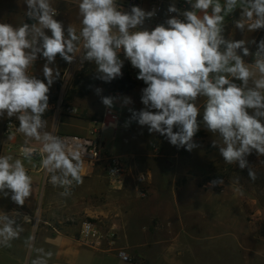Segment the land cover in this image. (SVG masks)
Masks as SVG:
<instances>
[{"label":"clouds","instance_id":"clouds-1","mask_svg":"<svg viewBox=\"0 0 264 264\" xmlns=\"http://www.w3.org/2000/svg\"><path fill=\"white\" fill-rule=\"evenodd\" d=\"M185 3L189 7L181 9L172 0L168 18L151 30L143 25L156 15L155 8L132 6L125 11L118 0H79V31L71 24L65 29L50 0H24L30 22L0 23V118H15L17 132L39 142V149L25 145L20 151L29 162L42 154L41 166L50 183L64 189L61 196L70 195L73 183L83 182L84 165L78 146L46 130L50 88L60 76L58 68L50 67L57 55L68 63L79 56L77 70L85 61L93 62L95 78L106 83L122 77L124 60L130 61L146 87L141 89L144 108H129L125 127L135 121L178 149L192 151L198 147L194 136L203 126L219 136L221 143L213 140L212 146L218 147L224 162L247 168L248 177L256 179L246 157L253 151L264 156V38L229 39L225 31L226 18L237 10L235 29L264 30V0ZM249 45L256 46L254 53ZM38 56L46 61L44 80L29 74ZM247 56L253 57L252 63L245 62ZM101 92L95 88L97 95ZM116 99L102 97V104L111 109ZM131 103V97H122V106ZM223 184L218 178L207 187ZM0 194L19 206L33 194V179L22 159L0 155ZM18 220L31 222L19 212L0 214V247L10 248L19 239L24 228ZM25 246L34 248V236L25 239ZM35 250L38 255L29 264H48L52 253Z\"/></svg>","mask_w":264,"mask_h":264},{"label":"rangeland","instance_id":"rangeland-1","mask_svg":"<svg viewBox=\"0 0 264 264\" xmlns=\"http://www.w3.org/2000/svg\"><path fill=\"white\" fill-rule=\"evenodd\" d=\"M252 62L253 57L249 56L247 63ZM131 70V73L138 75V69ZM91 73L94 74V72ZM93 84L97 85L96 88L102 89L97 96L98 101H101L99 108L102 110V97L106 95L101 83L94 80ZM72 85L65 99L68 104H71L70 99L74 95L72 90L75 85L80 89L85 88V83L78 82L77 79L72 82ZM144 87H146L144 83L132 81L128 90L117 91L113 97L117 98L118 104L113 108L122 116L130 118L129 108L136 111L144 108L141 103V89ZM124 96L131 97L133 103L122 106ZM202 104L203 99L198 102L201 110ZM97 107L98 105L94 103L93 109L98 110ZM100 114L101 112L98 114L95 112L88 116L97 120ZM6 119L8 118H0V155L17 157L15 150L7 149V145L19 144L17 142L20 134L17 132L13 138L2 135V124ZM12 119L18 128L19 122L15 118ZM52 127L57 131L66 130L64 125L60 128L54 125ZM52 133L57 132L52 131ZM112 134L113 132L108 130L101 135L104 142L103 152L119 156L115 153L120 146L126 144V150L137 155L140 165L127 167L122 185L113 184L110 187L106 180H103L107 191L124 192L126 189L128 192L121 197L117 196L108 205L115 207L117 212L137 211L140 217L142 216L146 221L150 220L152 225L163 227L164 230L156 231L154 236L155 239H159V245L148 244L146 248L153 253L161 251L153 262L157 264H264V236L262 235L264 230H260V224L264 221V156H258L253 151L246 157L249 166L256 173V179L253 181L248 177L247 168L240 169L234 163L224 162L218 147L212 146L213 140L221 143L219 136L210 133L203 126L194 136V142L198 147L192 151L178 149L164 136L159 133H149L147 126H140L135 121H132L126 130H117L113 139ZM160 155L163 158H160ZM119 157L123 161L126 160L123 156ZM146 165L151 168L149 185L154 187L156 185L159 190L155 192V188L148 189L147 181L141 184L143 190L147 189L144 190L145 196H140L139 185L130 175L139 171L147 172ZM218 178L224 180L223 185L207 187L209 181ZM101 197L105 198L104 195ZM133 217L136 215L133 214ZM83 220H90L101 229L107 228L108 222H111H104L107 225L103 226L100 221L81 219L77 223L78 229ZM167 229L168 232H165ZM170 249L171 254H162V251ZM135 260L136 258H133L134 262ZM149 263L150 260H144L142 264Z\"/></svg>","mask_w":264,"mask_h":264},{"label":"crops","instance_id":"crops-1","mask_svg":"<svg viewBox=\"0 0 264 264\" xmlns=\"http://www.w3.org/2000/svg\"><path fill=\"white\" fill-rule=\"evenodd\" d=\"M50 2L53 7L57 8L59 15L56 19L63 22L65 29L71 24L79 31L81 27L78 13L79 0H50ZM26 10L27 6L24 4V0H0V23H10L14 26H19L24 22H30L25 15ZM238 18L239 10L226 18V38L236 40L255 39L257 42L261 38H264V30L241 33L238 29H235L233 20ZM143 27L146 28L144 25ZM45 31L51 35L47 30ZM254 46L249 45L250 50ZM121 59H123L122 54ZM244 59L247 62L249 56L244 57ZM45 62L42 56H38L33 67L29 69V74H33L37 78L44 80L42 69ZM126 62L127 60L125 59L124 66H127ZM65 63L66 61L57 55L55 63L50 65V67L58 68L60 71ZM95 69L96 67H86L80 75L81 80L85 83V88L80 89L75 85L73 90L71 89L74 91V95L71 97L70 102L77 109L76 115H62L56 118L53 106L49 103V110L44 116V119L48 121L47 131L82 136L87 134L92 123L96 121V119L88 115L101 112L99 108L101 101H98L99 97L95 93L97 85L93 84L94 80L90 76L92 75L91 72H94ZM71 87H73L72 84ZM94 103L98 105V110L93 109ZM116 104H118L117 101L114 102V106H117ZM101 105L103 106V104ZM53 125L58 128L64 125L66 126V130L57 131L53 129ZM19 134L20 138L17 143L34 147L40 146L39 142L34 139L27 138L22 133ZM113 138L114 135L112 134ZM101 144L103 147L104 142L102 139ZM125 145L120 146L118 152L115 154L123 156L126 159L124 160L125 169L128 170L127 167L130 168L131 165L134 167L139 166L137 155L134 152L127 151V146ZM16 158L19 157L13 156V159ZM160 158H163L162 155H160ZM158 160L162 161L163 159ZM22 161L28 174L33 179V194L26 199L23 206L12 202L10 196L5 198L0 194V214H11L13 211L19 212L21 215L29 216L31 222L25 223L22 220H18L22 224L24 231L20 234L19 239L12 241L10 248L0 247V264H22L23 262L29 264L30 260L36 258L38 255L35 249H43L45 252L52 253L51 258L48 259V264H142L144 260H150L149 264H157L153 262V259L161 254V251L153 253V251H147L146 248L148 244L151 246L159 245V239H155L154 236L156 235V231L163 229V227L152 225L150 220L146 221L142 216L140 217L137 211L134 213L131 211L117 212L115 207L108 205L117 196L121 197L128 192L126 189H124V192L107 191L108 189L103 185V180H106V177L101 168H96L92 175H83L81 172L83 182L79 184L74 183L73 187L69 189L70 195L64 197L60 195L64 189L59 186L54 187L50 183V175L46 174L39 159H32L31 162L24 159ZM146 167L149 174L146 186L148 189L149 187L150 189L155 188V192H157L159 190L158 186L149 185V170L151 168L147 165ZM106 182L110 187L113 185L107 180ZM144 190L146 191L147 189ZM101 195H104L105 198H102ZM133 214L136 217H133ZM81 219L100 221L103 226L107 225L104 222L111 221L108 222L107 226L113 224L117 230V237L113 248L123 249L131 257V262L125 263L120 261L116 252L111 247L104 245L101 249H94L81 243L78 240L77 228V223ZM165 232H168V229ZM30 235L34 236V248L31 250L25 246V239ZM171 253V249L162 251V254L169 255ZM133 258H136L135 262Z\"/></svg>","mask_w":264,"mask_h":264},{"label":"built area","instance_id":"built-area-1","mask_svg":"<svg viewBox=\"0 0 264 264\" xmlns=\"http://www.w3.org/2000/svg\"><path fill=\"white\" fill-rule=\"evenodd\" d=\"M119 4L125 11H130L132 6H138L146 11H151L153 8L157 10L156 15L145 21L144 26L151 30L156 25L163 23L168 17L166 15L167 8L172 0H118ZM178 8L185 9L189 6L185 3V0H175ZM174 15V14H173ZM256 51V46L253 47L252 52ZM79 64V56H77L76 61L73 63L66 62L65 65L60 69L59 78L53 83L50 88L49 93V103L53 106V111L56 117L61 115H76L77 109L71 104L66 102V96L71 88V84L76 79L78 82H82L81 74L86 67H96L93 62L85 61L80 70H77V65ZM126 69H122V77L116 78L115 80L122 79L126 75V70L128 72L129 79L133 82H141L142 80L137 79V74L131 73L134 69L130 61L126 62ZM91 78L99 83L101 81L96 79V69L94 74L90 75ZM113 94H117L115 91H108L106 96L113 97ZM128 117H124L119 114L113 107L111 109L103 105L100 117L92 123L91 128L88 129L87 134L77 135V134H67V133H54L55 135L62 138L67 144L71 146H78V150L81 153L83 160V175L94 174L96 168H101L106 180L110 184L122 185L126 176V169L124 161L117 155L108 154L103 152V147L101 144V135L111 130L113 135L117 130H126L130 127H125V122ZM115 124V127L111 125ZM17 134V125L13 119H6L2 124V135L6 138H13ZM24 144H13L9 143L7 149L15 150L17 157L24 159L23 154L20 149ZM29 146V145H27ZM34 147V146H31ZM39 147H34L39 149ZM32 159H39L41 161L42 154L35 155ZM26 160V159H24ZM132 180L138 184V194L140 196H145V191L141 187V184L146 183L149 177L147 172H136L130 175ZM143 176V179H141ZM74 185V183H73ZM73 185L71 187H73ZM117 237V230L115 225H110L105 229H101L95 223L89 220H83L78 229V240L85 245L92 247L94 249H101L102 246H107L113 248L115 244V239ZM114 249V248H113ZM117 257L120 261L128 263L131 262V257L123 249H114Z\"/></svg>","mask_w":264,"mask_h":264},{"label":"trees","instance_id":"trees-1","mask_svg":"<svg viewBox=\"0 0 264 264\" xmlns=\"http://www.w3.org/2000/svg\"><path fill=\"white\" fill-rule=\"evenodd\" d=\"M225 36L227 37V30L225 31ZM123 68L126 69L125 66H123ZM101 85L106 95L108 91L124 92L128 90L132 85V81L129 79L126 70V75L122 79L111 81L110 83L102 82ZM260 230H264V221L260 224ZM262 235L264 236V231H262Z\"/></svg>","mask_w":264,"mask_h":264}]
</instances>
